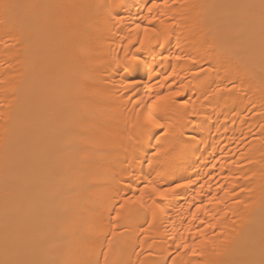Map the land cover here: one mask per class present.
Listing matches in <instances>:
<instances>
[{
	"label": "bare ground",
	"instance_id": "1",
	"mask_svg": "<svg viewBox=\"0 0 264 264\" xmlns=\"http://www.w3.org/2000/svg\"><path fill=\"white\" fill-rule=\"evenodd\" d=\"M12 2L60 7L22 9L0 23V245L10 183L21 223L43 235L42 249L29 250L26 259L105 264V252L108 264L249 259L246 235L237 234L246 233L242 224L251 215L259 235L264 81L258 45L252 49L243 35L233 34L236 15L207 7L220 0H167V8L151 15L158 29L170 26L168 44L151 46L154 55L125 73L124 46L138 44L134 26L147 23L141 17H149L150 0H103L99 13L91 7L96 0ZM214 23L215 39L209 30ZM169 72L173 76L164 80ZM133 77L139 84L130 89L127 79ZM177 89L182 99L162 106L161 123L183 119L184 139L195 136L202 143L178 150L160 129L133 135L131 110H147L134 101L147 104L149 97ZM181 178L192 183L175 194L157 197L152 191ZM35 201L47 211L31 209ZM233 238L228 249L206 243ZM192 245L200 255H193Z\"/></svg>",
	"mask_w": 264,
	"mask_h": 264
},
{
	"label": "snow or ice",
	"instance_id": "2",
	"mask_svg": "<svg viewBox=\"0 0 264 264\" xmlns=\"http://www.w3.org/2000/svg\"><path fill=\"white\" fill-rule=\"evenodd\" d=\"M147 6V5H146ZM50 7H60V5H50V4H22L18 2H12V0H0V23L7 24L9 20L17 18V14L22 9H41V8H50ZM91 7L99 13L101 12V3L99 0H96L95 4ZM148 7L149 17H141V20H146V24H135L134 28L138 34V44L130 43L129 45L124 46L125 48V66L122 71L125 73L133 72L138 66L139 62L145 58L146 55H154L149 49L151 46L155 45L160 48H165L168 44L169 39L172 35L170 31V26L165 25L163 28H157L153 26L157 20L156 16L151 15L152 10L158 7H168L167 0H164V3L157 4L150 0V6ZM205 7V6H200ZM207 7L220 9L221 12L226 16L230 17L233 14L236 15V20L232 21L233 34L236 36L243 35L247 40L250 48L255 49L258 45L259 50V70L262 81H264V0H220L219 3L208 5ZM111 8V7H110ZM109 9V15L111 11ZM105 10V9H104ZM164 13H161L163 16ZM117 23L123 21V17L116 15L114 17ZM225 23H229V20H225ZM161 23H163L161 21ZM212 32V38L215 39V23L209 29ZM257 30H258V40H257ZM142 31V35L140 32ZM132 49H135L134 51ZM231 51V49H229ZM129 52L131 55L129 57ZM162 59H170L168 56H162ZM175 59L180 61L183 59L181 56H176ZM195 63V61H192ZM119 63V61H117ZM253 68L255 65L252 66ZM212 69H208L211 71ZM254 75V72L252 73ZM173 76L172 72H169L167 76L164 77V80H168ZM151 79V77H150ZM128 87L131 89L139 84L137 79L128 78ZM163 87V85H161ZM171 87V85L169 86ZM184 85H180V88H183ZM183 93L177 89L176 91H168L162 95H156L154 99L149 97L150 103H143L144 98L135 100L134 103L139 105L140 109H147L141 115L140 111H136L133 108L131 111L136 112V118L133 121V128L135 132L133 135H146L150 128L160 129L166 136L172 138V141L177 149L180 150L187 144L191 142L202 143V141L196 140L195 136L191 137L190 140L184 139L183 128L185 123L182 120L177 121L175 124L164 125L161 123L162 116L159 113L162 111V106H164L170 99L181 98ZM130 102H133L130 100ZM181 107L187 108L188 101H182ZM189 115L195 116L196 112L193 109L192 113ZM191 123V121H188ZM6 132L7 129H4ZM129 142H132V137H129ZM159 155V150L153 153V157L156 158ZM6 167H11L10 162L5 157ZM148 163L151 165L153 163L152 159L148 160ZM192 181L180 179V182H173L171 186L158 188L153 186L152 191L156 194L157 197H164L167 193L175 194L178 189L186 187ZM143 191V189H141ZM50 197H54L55 193H50ZM4 231H3V240L2 245H0V264H55V261H41L23 258L24 255L29 250H41L43 244V235L42 234H32L27 225L21 223L19 216V203L15 197V191L13 186L9 183L6 185L4 193ZM216 203H220L217 201ZM49 206H51V201L49 200ZM159 207V205H156ZM123 207V205H121ZM199 205H197V210H199ZM31 209H40L39 201H35L30 204ZM41 211H47V209H40ZM196 213H193L195 217ZM151 223V221H149ZM260 227L259 235L257 237L256 230L254 227V221L251 215L249 218L242 224V229H246V233H238L237 235L245 234L246 240L249 244V259L239 261L237 264H264V201H262V206L260 209ZM215 229L216 225H209ZM115 228V225H113ZM218 235H222L218 234ZM235 239H226V240H214L206 241V243L211 244L213 248H216L218 245H222L225 249L233 246L235 244ZM109 245H111V240L109 239ZM257 246L259 249V259L255 258ZM193 248V255H200L195 251L196 245L191 246ZM184 248L188 249L189 245L184 244ZM179 251V242L178 249ZM108 253L105 252V264H108L107 261ZM167 264V262H166Z\"/></svg>",
	"mask_w": 264,
	"mask_h": 264
},
{
	"label": "clouds",
	"instance_id": "3",
	"mask_svg": "<svg viewBox=\"0 0 264 264\" xmlns=\"http://www.w3.org/2000/svg\"><path fill=\"white\" fill-rule=\"evenodd\" d=\"M99 2L102 4L103 3V0H99Z\"/></svg>",
	"mask_w": 264,
	"mask_h": 264
}]
</instances>
